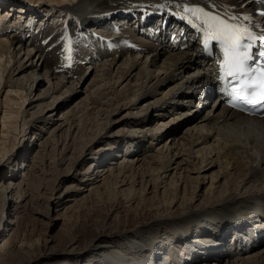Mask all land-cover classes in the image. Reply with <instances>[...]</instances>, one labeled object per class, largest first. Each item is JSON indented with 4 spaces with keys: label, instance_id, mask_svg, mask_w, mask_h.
<instances>
[{
    "label": "bare ground",
    "instance_id": "bare-ground-1",
    "mask_svg": "<svg viewBox=\"0 0 264 264\" xmlns=\"http://www.w3.org/2000/svg\"><path fill=\"white\" fill-rule=\"evenodd\" d=\"M251 2L0 0L2 4L11 3V9L20 12L19 18L23 12L28 14V22H22L0 11V168L21 157L18 149L22 140L17 148L13 140L19 128L28 124V107H36L28 126L34 133L38 124L50 121L64 105L61 122L50 138L39 144L45 153L47 146H53L55 181L66 179L67 170L80 165L82 155L90 150L92 164L88 169H97L93 181L103 176V180L121 185L138 181L144 186L141 191L145 196L130 190L126 194L128 206L135 211L145 206L156 212L152 225L144 224L119 235L124 245H99L97 239L79 249L72 238L68 255L75 259L88 256L84 264H172L169 252L166 255L171 243L183 248L180 254L178 248L169 249L175 264H264V117H247L223 105L217 97L211 100L210 76L203 70L204 60L198 57L201 32L173 15L181 12L176 5L185 3L221 15L248 14L251 21L241 19L237 23L247 25L256 36L264 35V16L253 14ZM124 18L126 26L121 24ZM164 20L177 24L186 34L189 44L185 49L172 46L176 37L171 34H157ZM68 40L72 41L71 61L66 59ZM82 64L88 66L87 70L91 68L87 75ZM90 75L92 84L84 88V96L71 101L81 94L79 88ZM64 78L72 80L68 86ZM44 83L47 88L43 97L32 100L33 87ZM59 87H66L60 94H67L62 103L60 96L57 99L54 95ZM194 101L201 104L200 113L195 109L180 111ZM121 111V121L130 130L106 131L108 123H118L115 121ZM171 111L170 121H165ZM102 131L109 133L105 147ZM58 133L64 135L60 151L56 146ZM164 136L170 140L169 146L161 145L149 153ZM149 139L150 144L144 145ZM99 141L101 144L91 151V145ZM122 147L123 160L117 162ZM62 150L71 154L68 167L58 173L56 168L65 157ZM183 155H187L186 160ZM36 167L28 165L19 182L13 181L15 174L7 179L8 183L0 182V215H8L10 207L25 195L29 201L52 199L43 186L45 174L52 169L42 167L40 178ZM169 175V187L158 197L155 190ZM88 179L80 184H90ZM101 189L98 187L97 195H93V203L99 201ZM40 213L48 217L49 209H41ZM158 227H163L159 233L155 230ZM130 235L133 237L128 240Z\"/></svg>",
    "mask_w": 264,
    "mask_h": 264
},
{
    "label": "rangeland",
    "instance_id": "rangeland-1",
    "mask_svg": "<svg viewBox=\"0 0 264 264\" xmlns=\"http://www.w3.org/2000/svg\"><path fill=\"white\" fill-rule=\"evenodd\" d=\"M9 4L0 3V8L3 10L1 15H8L7 17L10 18L11 20H13L14 18L18 19L20 16L19 14L20 12L18 13V11L15 12L14 9L12 10ZM25 9L28 10V8L26 7ZM30 13L34 14L35 12L32 10V12ZM124 19L125 20L122 21L121 24L123 26H126L128 25V22L125 23L126 18ZM120 21L121 20L117 22ZM133 21L134 20H131V22ZM32 55H34V53ZM35 57L37 56L35 55ZM82 65L83 67H85V70L83 71L84 73L87 71L89 72L91 70V68L87 70L88 66L86 64H82ZM88 72L86 73V75L88 74ZM91 79H92V75H90L89 78H87L86 81L83 83L81 88H79L82 89L81 94L75 97L74 99H72L71 101L75 99H77L76 101H79V99H81V97L84 96L83 95L84 88L91 83L90 82ZM71 81L72 80L68 81L67 79L64 78V82L66 86H68L71 83ZM80 84H78L77 86H80ZM46 88H47V84L45 83L42 86L35 85L33 87V94H35V96L33 97L32 100L36 101L37 100L36 98H38V96L41 99L45 93ZM65 90L66 87H59V89H57L54 92V95L58 99L61 92H64ZM66 97H67L66 93L61 95L59 98V102L62 103V101ZM30 98H32V96H30ZM210 98L212 100L215 98V96H212ZM0 99H3V95L0 96ZM48 101H50V98H48ZM27 103L28 100L25 102L23 109L26 108ZM198 103H199L198 101H194L192 105L188 104V106H186L184 109L181 108L180 111L189 112L191 109L192 110L195 109L196 111H198V113H200L202 111L200 110L201 104L199 105ZM34 105L37 104L34 103ZM63 106L64 105H62V107ZM62 107H60L59 110L56 113H54L50 121L43 122L42 124H38L36 127L38 130H35L34 133L32 132L30 127L28 128V126L29 123L31 122L29 119L32 118L31 113L33 111H36L35 109L36 107L31 110L28 109L29 108L28 107L27 108L28 118H26L28 124L21 127L19 126L20 133L10 132V134L16 133L13 140V143H15L14 146L15 148L18 147L19 141L22 140L23 145L21 144V147H19L18 151H19V157L21 156L20 159L23 158V161L22 160L20 161V159H15L14 161L11 162L10 166L3 164V167L0 168V182L8 183L9 180L7 179H9L10 177L13 178V174H15L13 181L15 182L21 181L22 176H24L25 174V170H27L28 165L30 166L31 163L37 166L36 167L37 175L41 173L40 170L42 167H46L45 169L48 168L49 170L50 169L52 170L48 171L50 172L47 173L49 175L45 174L44 177L45 180L47 181L46 184H43V186L46 189L44 190L46 195L52 194L51 195L52 199L48 202L44 201V199L43 200L32 199L31 201H29V197L25 195L22 201L13 204L10 207V211H9L10 213L8 215L6 214L0 215V264H84L85 262L84 259L87 258L88 256L83 257L81 259H75L73 256L68 255L70 240L72 238L75 239L74 240L75 245L79 249L84 248L88 243H91L93 240H97V239H98L97 243L99 245H113V246L120 244L124 245V241H123L124 239L121 240L119 238V235L123 231H133L138 226L151 223L152 218L156 214V212L153 209H146L145 206L139 207L140 209L138 211L131 210L130 207L128 206L126 200V194L130 190H135L137 195L142 194L141 196H145L143 191H141L142 187L144 186L139 184L138 181L135 182V184L126 183L124 185H121V183L116 184L114 180L112 181L110 179L103 180L104 176L102 178H99L97 181H93L97 169L96 170L94 169L93 172H90L91 169H88V167L92 164L91 162L92 156L90 154V150L85 152L84 153L85 155L84 154L82 155L81 159L83 160L80 165L76 166L75 168L72 167L69 170H67L66 179L64 180L60 179L55 181V175H54L55 173L53 169L54 160L52 159V157L54 156L53 154L54 152L51 153V151L53 150V146L51 145L47 146L45 153L41 149L40 145L43 143V140L50 138L51 131L61 122L62 116L60 110L63 111L64 109V107L63 109ZM48 109L49 108H47L46 111ZM180 111H177V113H179ZM123 114L124 112L122 111L119 112L117 116L119 117V119H116L115 121L118 123H114V124L108 123V126L106 128L107 130L106 129L105 130L110 133H117L116 130L119 128L124 129L125 132L129 131L130 129L128 128V126L121 121L122 120L121 115ZM170 114H172V111L169 112L165 121L168 120L170 121L171 118L169 117ZM102 117L104 116H100L99 118ZM181 125L183 126L184 124ZM1 130H2V124L0 123V138L2 135ZM71 130H73V128ZM135 130H138V128H135ZM104 131L101 132V134L105 136V138H103L102 140L103 143L107 142V139H109V137H107L109 133L104 134ZM138 131H140V129ZM58 138H59V142L56 146L57 149L60 151L63 146L64 135L58 133ZM68 140L69 139H67V142ZM163 140L158 142L155 146L153 145L155 148L153 147L149 153L152 152L154 153V151L158 147H161V145L169 146L170 140H167L166 136L163 137ZM149 142L150 139L144 145L148 146V144H150ZM100 144L101 141L95 142V144L91 145V147L94 146L91 151L93 150L95 151L98 145ZM102 145L104 147L106 146L105 143ZM122 149L123 147L121 148V153L117 152V155H119L118 159L115 160L117 162L118 161L120 162L121 159L123 160V156H121V154H123L124 152ZM58 150L56 154H58L59 152ZM40 151L44 153L43 156L45 155L44 166H42L40 162L41 158L43 157V156L40 157V155H42ZM64 154L65 157L62 160L61 165L57 166L56 168L58 173L62 172L68 167L67 159L70 157L71 151L65 152L62 155ZM60 157L61 156H59V158ZM183 157L185 160L187 159L186 158L187 155H183ZM57 158L58 156L56 157L55 161L57 160ZM103 158L104 157H101L99 160L103 162L104 160ZM102 162L99 163V166L100 164H102ZM1 164L2 163L0 161V166ZM12 165L14 166L12 167ZM107 165H109V163L106 164L105 166ZM5 166L6 168L4 169ZM87 169H88L87 174L84 175L83 177L89 178L88 181L90 182V184L87 185L80 184L81 182H83L82 180L84 179L82 177V174ZM72 174L74 175V178H70V175ZM170 174H172V171L170 172ZM164 175L165 174L163 173L162 176L164 177ZM178 175H179V171L177 173V176ZM193 175L195 176V173ZM41 176L42 175H39L40 178ZM170 176L171 175H169V177L164 178L161 187L160 188L158 187L159 189L155 190V193L158 195V197L162 194L164 189L169 187L168 182L170 180ZM165 180L166 183L164 185ZM208 181L205 184H207ZM70 185L71 186L73 185L74 187H78V188L80 186V188L83 189L71 190V188L73 187H71ZM91 187L95 189L92 192H89L88 189ZM98 187L99 189L102 187L101 191H99L102 192V194L98 196L99 201L97 203H93V197L97 195ZM33 191L30 190V193H32ZM153 194L154 193H152V195ZM149 196L150 195H148L147 197ZM44 208L49 209L48 217H45L40 213L41 209ZM117 221H119V223ZM161 228L163 227H158L155 230L159 233ZM256 235L262 236L261 233H258ZM132 237L133 235H130L128 237V240L132 239ZM169 245L170 248L167 249L166 255L167 252H169L170 255H168V257H170L169 259L170 263L175 264V262H172V259L174 257L173 254H171L170 250L178 248V250L176 251L178 252V254H180L182 252L180 250H183V248L180 249L179 247L171 243ZM187 245L191 246V243ZM171 246L174 248H171ZM95 264H103V263L95 262Z\"/></svg>",
    "mask_w": 264,
    "mask_h": 264
},
{
    "label": "snow or ice",
    "instance_id": "snow-or-ice-1",
    "mask_svg": "<svg viewBox=\"0 0 264 264\" xmlns=\"http://www.w3.org/2000/svg\"><path fill=\"white\" fill-rule=\"evenodd\" d=\"M216 7L217 5H213ZM242 6V5H241ZM180 13H173L179 16L192 28L200 31L204 36V47L207 48L209 42L216 41L222 51L223 59L220 62V70L223 77H232L241 83L242 88H252L251 94L233 88L235 98L240 99L247 104L264 105V68L259 69V74L248 67V61L253 59L251 50L257 39L264 41V35L256 36L250 28L238 20L251 21L252 17L248 14L243 16L231 15L226 12L221 15L207 11L204 7L198 5L177 4ZM182 13V14H181ZM264 16V12L260 13ZM72 41L68 40L65 52L66 59L72 58ZM264 56V53H260ZM241 76L246 77L241 81Z\"/></svg>",
    "mask_w": 264,
    "mask_h": 264
}]
</instances>
